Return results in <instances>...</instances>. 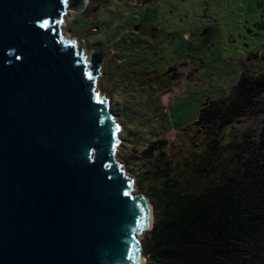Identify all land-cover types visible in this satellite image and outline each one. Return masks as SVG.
I'll return each instance as SVG.
<instances>
[{"label":"water","instance_id":"1","mask_svg":"<svg viewBox=\"0 0 264 264\" xmlns=\"http://www.w3.org/2000/svg\"><path fill=\"white\" fill-rule=\"evenodd\" d=\"M89 2L0 0V264H145L152 209L116 160L105 55L62 34Z\"/></svg>","mask_w":264,"mask_h":264},{"label":"rangeland","instance_id":"2","mask_svg":"<svg viewBox=\"0 0 264 264\" xmlns=\"http://www.w3.org/2000/svg\"><path fill=\"white\" fill-rule=\"evenodd\" d=\"M68 15L63 36L87 54L105 55L96 93L110 101L120 127L116 160L133 177L134 194L148 199L152 226L169 176L199 193L239 167L242 148L264 128V114L227 127L217 149L195 122L208 100L230 94L243 71L264 73V60H247L264 56V0H99ZM156 141L164 147L144 153ZM150 231L140 238L145 264Z\"/></svg>","mask_w":264,"mask_h":264},{"label":"trees","instance_id":"3","mask_svg":"<svg viewBox=\"0 0 264 264\" xmlns=\"http://www.w3.org/2000/svg\"><path fill=\"white\" fill-rule=\"evenodd\" d=\"M247 60L264 56L255 53ZM263 97L264 73L243 71L226 98L205 103L195 125L206 129L217 149L227 127L264 114ZM164 143L153 142L144 153L153 155ZM238 161L237 169L199 193L179 188L167 173L165 205L149 233L148 264H264V128L242 148Z\"/></svg>","mask_w":264,"mask_h":264},{"label":"bare ground","instance_id":"4","mask_svg":"<svg viewBox=\"0 0 264 264\" xmlns=\"http://www.w3.org/2000/svg\"><path fill=\"white\" fill-rule=\"evenodd\" d=\"M151 207V206H150ZM152 209V208H151ZM152 215H153V212H152Z\"/></svg>","mask_w":264,"mask_h":264}]
</instances>
